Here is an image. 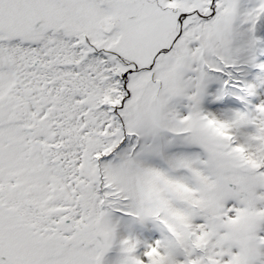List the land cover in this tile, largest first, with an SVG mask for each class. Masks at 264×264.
I'll use <instances>...</instances> for the list:
<instances>
[{"label": "snow or ice", "instance_id": "snow-or-ice-1", "mask_svg": "<svg viewBox=\"0 0 264 264\" xmlns=\"http://www.w3.org/2000/svg\"><path fill=\"white\" fill-rule=\"evenodd\" d=\"M0 264H264V0H0Z\"/></svg>", "mask_w": 264, "mask_h": 264}]
</instances>
